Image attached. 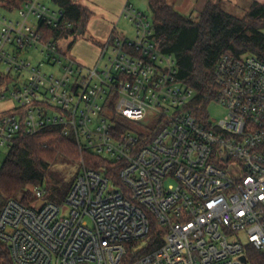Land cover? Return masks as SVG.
I'll return each instance as SVG.
<instances>
[{"label":"built area","instance_id":"1","mask_svg":"<svg viewBox=\"0 0 264 264\" xmlns=\"http://www.w3.org/2000/svg\"><path fill=\"white\" fill-rule=\"evenodd\" d=\"M49 2L0 1V166L19 136L51 129L107 164L82 163L62 204L28 187L30 204L3 205L12 263L248 264L246 245L264 253V62L222 55L198 98L127 2L119 18L135 37L114 26L85 67L68 55L81 30ZM212 104L226 110L217 122ZM153 225L163 241L149 248Z\"/></svg>","mask_w":264,"mask_h":264},{"label":"trees","instance_id":"2","mask_svg":"<svg viewBox=\"0 0 264 264\" xmlns=\"http://www.w3.org/2000/svg\"><path fill=\"white\" fill-rule=\"evenodd\" d=\"M145 1L152 15L159 49L175 57L177 79L193 88L198 98L213 88L215 64L222 55L236 58L252 55L264 62V5L253 2L244 17L238 18L222 10L217 2H208L200 14L188 18L175 11L167 0ZM58 3L65 10L67 20L84 34L91 12L76 0H58ZM59 156L75 162L83 158L86 169L107 164L90 153H81L71 138L60 136L56 129L32 137L21 135L0 166V210L9 200L30 204L31 195L26 189L42 187L49 166ZM162 241V232L153 225L147 245L155 248ZM244 251L248 264H264V253L250 245H246ZM0 264H13L2 242Z\"/></svg>","mask_w":264,"mask_h":264},{"label":"rangeland","instance_id":"3","mask_svg":"<svg viewBox=\"0 0 264 264\" xmlns=\"http://www.w3.org/2000/svg\"><path fill=\"white\" fill-rule=\"evenodd\" d=\"M49 1L50 0H44L47 5L52 6ZM76 1L83 5L86 4L85 2H89V4L92 2L99 8V12H95V17H93V19L88 24L87 34L79 37L75 41V43L72 44L71 48L68 51V55L71 56V58H73L77 62V58L89 61L92 56L89 49L91 48V41L93 39L90 33L93 29L108 24L106 22L101 21L100 18L108 22L110 19L109 17L113 13V6H110L107 0ZM128 1L134 10L145 14L149 20H152V15L145 0ZM244 15L245 13L238 16V18H243ZM112 23L115 24L114 26L116 28V32H118L119 34H122L127 38L135 37V29L124 17L119 18V20L117 17L114 21H112ZM32 58L34 59V63H36L37 55H32ZM207 110L209 120L211 122H217L223 119L226 115V110L220 105H209ZM84 161L83 158H79L77 162H75L66 159L62 156H59L55 163L49 166V169L46 174V179L41 187L45 191V199L56 204H62L65 200V197L67 196V193L69 192V189L74 179L76 178L77 174L81 171L82 163L84 164Z\"/></svg>","mask_w":264,"mask_h":264},{"label":"crops","instance_id":"4","mask_svg":"<svg viewBox=\"0 0 264 264\" xmlns=\"http://www.w3.org/2000/svg\"><path fill=\"white\" fill-rule=\"evenodd\" d=\"M128 0H107L110 6H113L112 15L109 17V21L103 20L101 21L108 23L104 26H99L91 31L92 41H91V48L89 51L91 52L92 56L89 61L83 60L81 58H77L78 62L85 67H92L98 60L102 44L105 40L108 39L114 25L112 21H114L117 17L119 19L124 5L127 3ZM168 4L174 8L175 11L180 13L181 15L194 18L198 14H200L208 2H217L222 10L225 12L234 15L236 17L240 16L243 13L248 12L253 2H257L261 5H264V0H167ZM86 4H80L82 7L86 8L88 11L91 12L92 16L86 25V29L84 34H87V28L90 21L95 17V12H99V8L94 4L89 2H85Z\"/></svg>","mask_w":264,"mask_h":264},{"label":"water","instance_id":"5","mask_svg":"<svg viewBox=\"0 0 264 264\" xmlns=\"http://www.w3.org/2000/svg\"><path fill=\"white\" fill-rule=\"evenodd\" d=\"M82 33V31H79L78 34L80 35Z\"/></svg>","mask_w":264,"mask_h":264}]
</instances>
